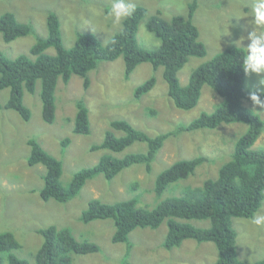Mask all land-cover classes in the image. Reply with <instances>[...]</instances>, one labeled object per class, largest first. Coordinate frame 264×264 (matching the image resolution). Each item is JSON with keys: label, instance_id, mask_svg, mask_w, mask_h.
I'll return each instance as SVG.
<instances>
[{"label": "rangeland", "instance_id": "rangeland-1", "mask_svg": "<svg viewBox=\"0 0 264 264\" xmlns=\"http://www.w3.org/2000/svg\"><path fill=\"white\" fill-rule=\"evenodd\" d=\"M197 6L192 18L197 27L199 41L206 48L203 57H189L178 71L181 86H186L192 71L211 60L216 54L234 42L247 37L253 30L249 23L254 0H196ZM112 0H0V16L6 12L14 14L20 23L30 24L32 32L9 43L0 34V52L7 59L28 55L33 44L47 35L46 17L53 12L59 17L62 42L70 48L77 33L93 35L104 45L121 28L105 14ZM135 5L146 8L147 18L157 12L165 19L174 15L187 14L192 0H130ZM146 18V19H147ZM141 21L137 30V42L144 49H154L159 40L145 28ZM249 41L243 40L238 47H247ZM244 49V48H243ZM245 50V49H244ZM54 54V49L45 51ZM163 67L153 69L150 63L139 64L128 78L124 77L122 56L114 61H101L94 70L88 72L89 87L84 89L83 79L72 75L64 84L58 80L55 91V120L48 124L42 119L40 81L36 82L34 93L24 91L23 104L30 113L25 121L14 110L6 109L10 89L0 92V234L10 232L20 247L13 251L17 257L28 264H34V255L42 243L38 229L55 226L67 228L77 241L88 240L99 246L96 253L72 254L71 264H214L217 250L212 242L197 243L184 240L179 247L165 249L162 246L167 225L164 220L156 229L136 228L128 237L130 248L124 243L111 241L114 225L111 219L83 223L79 220L81 212L91 199L103 203H115L135 199L141 208L152 209L161 200L179 196L186 186L197 187L208 178H215L218 169L227 162L236 140L243 135L248 125L244 123L221 124L215 129H201L192 132L176 133L169 136L151 162V170L143 165H133L123 169L110 180L102 174L86 181L73 199L58 203L43 201L39 190L43 186L44 167L40 164L28 166L30 153L28 140L37 141L50 155L62 163L61 184L68 186L74 173L82 168L96 164L103 154L122 157L127 153L145 152L146 144L133 143L121 153L109 150H91L93 145L102 142L104 134L110 129L113 120H126L134 128L149 136L174 131L180 124H188L201 113H211L221 98L207 85L201 90L198 103L190 110L174 106L168 96L167 83L163 78ZM154 77L153 88L134 98V90L148 78ZM258 77L245 75L244 86L249 92L259 87ZM82 100L88 110L90 132L87 135L73 133L75 103ZM245 107L252 109L263 121L262 132L253 148L264 151V110L254 108L244 100ZM116 135H121L115 131ZM68 139L65 146L62 141ZM203 156L207 160L193 175L185 180L171 184L158 197L154 193L157 175L178 160ZM264 214V199L257 211ZM256 212V213H257ZM196 227H207L209 221L175 219ZM249 219L232 218L231 225L236 232L235 246L237 258L252 263L264 258V228L257 229ZM3 264L7 255L0 254Z\"/></svg>", "mask_w": 264, "mask_h": 264}, {"label": "trees", "instance_id": "trees-1", "mask_svg": "<svg viewBox=\"0 0 264 264\" xmlns=\"http://www.w3.org/2000/svg\"><path fill=\"white\" fill-rule=\"evenodd\" d=\"M135 13L121 23V28L104 45L93 35L77 33L74 44L65 48L62 42L59 17L48 12L46 17L47 35L38 39L28 55H20L12 60L0 52V92L10 89L6 109L16 111L23 120L30 118L28 108L23 104L24 91L34 93L36 82L40 81V99L42 119L45 123L55 120V91L59 81L67 84L72 75L83 79L82 86L90 84L88 72L94 70L101 61H114L122 56L124 77L128 78L133 70L142 63H150L153 69L163 67V78L167 83L168 96L174 106L181 110H190L199 101L201 90L207 85L221 98L211 113H201L188 124H180L174 131L149 136L134 128L126 120H113L103 140L93 145L91 150L105 149L121 153L133 143L146 144L145 152H132L117 157L103 154L96 164L74 173L68 186L60 181L62 163L47 153L35 140H28L30 153L28 166L42 165L43 186L39 197L43 201L54 200L65 203L77 196L86 181L102 174L106 180L112 179L123 169L133 165H143L151 170V162L164 141L176 133L192 132L201 129H215L221 124L244 123L246 132L235 142L230 159L218 169L215 178L206 179L201 186H186L179 196H170L161 200L152 209L141 208L135 199L115 203H103L91 199L81 212L79 220L85 224L111 219L114 225L113 243H124L130 248L129 234L136 228L156 229L166 220L167 232L162 243L165 249L179 247L184 240L197 243L212 242L217 250L214 264H264L261 260L247 263L237 258L232 218L249 219L261 207L264 199V151L254 149L263 121L252 109L244 106L250 93L245 89V73L242 69V57L245 50L238 46H229L216 54L211 60L196 67L189 76L186 86H181L178 71L189 57H203L206 48L199 41L197 27L192 18L197 1L188 5L187 14L163 18L158 12L147 18V10L135 5ZM147 18V19H146ZM145 28L159 40L154 49H144L137 42V30L145 20ZM32 32L30 24L20 23L14 14L6 12L0 16V34L3 41L9 43L25 37ZM115 40V43L112 41ZM54 49V54L45 51ZM155 84L150 77L134 90L138 99ZM264 98V97H262ZM73 133L87 135L90 132L88 110L82 100L75 103ZM1 108V105H0ZM115 131L122 134L116 135ZM68 139L62 141L65 146ZM203 156L178 160L163 169L156 177L154 193L160 197L171 185L193 175L196 169L206 162ZM209 221L207 227H196L175 219ZM42 243L34 255V264H71L72 254L84 255L96 253L99 246L88 240L77 241L67 228L58 229L51 225L38 229ZM20 244L10 232L0 234V254L7 255L8 264H28L17 257L13 251ZM0 264L3 259L0 258ZM121 264H129L123 261Z\"/></svg>", "mask_w": 264, "mask_h": 264}, {"label": "clouds", "instance_id": "clouds-1", "mask_svg": "<svg viewBox=\"0 0 264 264\" xmlns=\"http://www.w3.org/2000/svg\"><path fill=\"white\" fill-rule=\"evenodd\" d=\"M136 11V6L130 0H112L110 9L105 14L106 19L112 20L116 25H120L124 20L131 17ZM251 16L249 21L253 30L247 37H241L240 41L234 42L236 46L243 40L249 41L242 57V69L246 76L255 74L258 79V89L250 92L248 98L254 108L264 110V0H254L251 12L244 13ZM115 43V40L112 41ZM257 229L264 228V214L259 212L252 215L249 221Z\"/></svg>", "mask_w": 264, "mask_h": 264}]
</instances>
